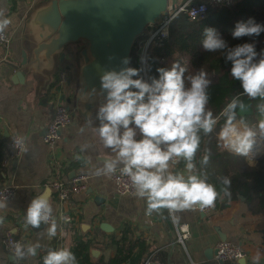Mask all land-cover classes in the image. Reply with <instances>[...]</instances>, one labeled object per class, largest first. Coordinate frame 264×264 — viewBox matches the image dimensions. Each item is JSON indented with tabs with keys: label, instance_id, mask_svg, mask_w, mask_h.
I'll list each match as a JSON object with an SVG mask.
<instances>
[{
	"label": "crops",
	"instance_id": "obj_1",
	"mask_svg": "<svg viewBox=\"0 0 264 264\" xmlns=\"http://www.w3.org/2000/svg\"><path fill=\"white\" fill-rule=\"evenodd\" d=\"M43 1L0 0V8L12 21L6 30L11 35L10 44L8 48L0 45V138L4 140L3 151L0 149V186L12 184L16 188L15 197L7 200L6 208L0 209V217H3L0 224V264H14L1 243L8 229L20 237L23 244L34 243L38 239L41 244L35 257L24 259L20 264H39L44 257L42 255L52 247L72 250L77 239L92 241L89 254L92 262L97 264H142L150 253L165 264H220L212 252L221 240L220 231L227 240L246 250L245 262L237 260L226 264H253L252 258L257 252L261 254L260 264H264V215L252 213L247 200H232L228 206L216 207L210 213L195 208L170 214L167 209H161L159 213L147 215L145 201L133 194L118 193L112 177L88 174L91 165L85 163L86 157L91 156L95 163L101 156L108 157L111 153L101 148L94 131L97 109L92 112L91 123L75 109L79 85L78 52L82 45L75 43L67 47L65 58L59 61L49 79L36 75L33 69L22 68L23 53L31 54L26 21L31 10ZM169 1L181 3L186 0ZM64 68L68 70L69 80L58 87V92L70 104L73 120L62 129L55 154L59 161L53 158L43 136L53 113L49 91ZM20 69L23 71L22 79L16 76ZM240 98L247 107L237 110L238 118L243 117L254 126L258 120L256 105L260 101L247 96ZM14 134L25 138L26 151L21 158L4 166V148ZM84 143L92 146L87 152H81L80 146ZM177 167L183 169V166ZM55 168L65 180L86 175V187L67 201L58 200L55 191L46 184ZM44 191L49 194L58 220L57 235L53 238L38 235L45 225L33 229L31 226L26 228L24 223L31 199ZM67 212L71 220L65 223L62 215ZM184 222L191 229L185 245L177 241L176 229ZM101 224H105V228ZM117 259L121 261L117 262Z\"/></svg>",
	"mask_w": 264,
	"mask_h": 264
},
{
	"label": "clouds",
	"instance_id": "obj_2",
	"mask_svg": "<svg viewBox=\"0 0 264 264\" xmlns=\"http://www.w3.org/2000/svg\"><path fill=\"white\" fill-rule=\"evenodd\" d=\"M12 23L0 8V39ZM264 33V23L253 18L236 23L231 35L234 39L258 37ZM202 46L209 52H219L231 62L230 74L239 80L242 93L234 96L221 112L224 123L218 139L224 149L237 156L252 155L258 139L264 140V50L256 51L255 43H243L229 47L217 30L206 27L203 30ZM114 59V57H109ZM122 63L127 65L128 58ZM147 63L141 56V64ZM142 68H103L100 71L99 93L103 103L95 113L97 125L94 129L102 149L110 150L108 157L101 156L93 162L91 156L85 163L91 165L88 174L92 177L111 178L119 171L127 177L132 194L146 204V214L159 213L167 209L170 214L199 208L204 210L215 206L220 191L208 182L202 171L211 159V151L204 150L199 160L202 135L208 136L216 128L219 117L208 108L212 83L203 68L186 76L187 69L179 62L170 67H160L150 82L139 77ZM150 70V69H149ZM92 93L97 92L95 88ZM241 96L259 99L256 105L258 120L250 125L237 116V110L247 106ZM91 123L92 113L88 114ZM84 131L83 128L80 129ZM24 137L18 136L14 146L23 148ZM90 143L80 146L81 152L91 148ZM79 159V157H77ZM183 163V169L178 165ZM224 195L230 196L229 177L220 178ZM7 207V199L0 200V209ZM65 223L68 217H62ZM3 217H0V224ZM25 227L44 229L40 237L53 238L57 235L58 220L47 191L35 195L25 212ZM41 247L39 239L34 243H12L13 260H24L37 255ZM238 259H243L238 257ZM253 264H260L261 254L253 256ZM43 264H78L75 254L68 248L51 249L43 257Z\"/></svg>",
	"mask_w": 264,
	"mask_h": 264
},
{
	"label": "trees",
	"instance_id": "obj_3",
	"mask_svg": "<svg viewBox=\"0 0 264 264\" xmlns=\"http://www.w3.org/2000/svg\"><path fill=\"white\" fill-rule=\"evenodd\" d=\"M249 18L264 23V0H235L229 6L210 9L207 16L199 20L178 16L171 23L169 36L164 43L151 48L145 65L141 64L139 37L137 38L132 49L130 67L142 68L140 76L134 78L142 77L149 82L153 76L158 78L156 71L158 68L170 67L175 62H179L187 69L186 76L194 74L201 68L209 74L212 83L208 89L210 95L208 108L214 116L219 117V121L213 133L208 136L202 135L200 150L196 156L198 167L204 150L209 149L211 159L202 171L207 175L208 182L214 184L220 191V197L223 196V199L217 198L216 207L224 208L230 201L244 197L252 213L264 215V151L255 162L250 163L245 157L228 152L218 139V133L224 123V118L220 114L234 96L242 93L241 83L231 76V62L226 61L222 53L209 52L202 46L204 28L212 27L229 47L253 42L256 49L261 47L264 45V33L258 37L238 39H234L231 35L237 22L247 21ZM3 145L4 140L0 138L2 151ZM181 166L183 163L179 165ZM222 177L231 179L230 196L224 195L222 191L224 187L220 183ZM91 244V240L77 239L76 246L71 251L75 254L78 264H97L90 258ZM120 261L117 259V262ZM39 264H43V258Z\"/></svg>",
	"mask_w": 264,
	"mask_h": 264
},
{
	"label": "water",
	"instance_id": "obj_4",
	"mask_svg": "<svg viewBox=\"0 0 264 264\" xmlns=\"http://www.w3.org/2000/svg\"><path fill=\"white\" fill-rule=\"evenodd\" d=\"M170 3L169 0H44L31 10L26 21L31 54L23 53L22 68L33 69L36 75L49 79L65 58L67 47L80 43L75 109L89 120L88 114L103 103V95L99 93L100 71L106 67L117 71L130 67L137 38L167 13ZM123 58L129 59L127 65L122 63ZM16 76L22 79L23 71L18 70ZM93 88L97 92L92 93ZM101 227L105 228V224ZM219 234L221 240L227 239L221 231ZM212 252L216 254V249ZM10 258L13 260L12 255ZM239 262H245V258Z\"/></svg>",
	"mask_w": 264,
	"mask_h": 264
},
{
	"label": "built area",
	"instance_id": "obj_5",
	"mask_svg": "<svg viewBox=\"0 0 264 264\" xmlns=\"http://www.w3.org/2000/svg\"><path fill=\"white\" fill-rule=\"evenodd\" d=\"M235 0H186L181 3H170L167 13L154 25H149L145 32L139 37L138 44L140 48V57L147 58L151 48L160 46L168 38L170 32L171 23L178 16H185L189 20H199L207 16L208 12L212 8H221L223 6H229L233 4ZM11 35L5 31L4 39H0V45L8 48L10 44ZM264 50V45L257 48L259 53ZM146 64V63H145ZM143 64V65H145ZM69 80V74L67 69H62L59 72L57 83L51 87L49 94L52 96V108L53 113L50 120L46 125V131L43 136L44 143L48 146L54 159L59 160L56 154V150L61 140L62 129L69 126L73 120V111L70 104L64 100V97L58 92V87L64 85ZM20 136L14 134L11 136L10 141L4 148L3 165L7 166L12 160L19 159L23 155L24 151L21 147L14 146V141ZM22 137V136H20ZM25 140L23 148H25ZM264 151V140L257 141V144L253 148L252 155L245 157L249 162H255ZM60 161V160H59ZM113 181L116 184V189L120 194L132 195V189L127 177L121 176L119 171L112 176ZM87 176L84 174L77 175L70 180H65L59 170L55 168L54 174L46 181V184L55 191L58 200L67 201L73 194H77L86 187ZM16 188L14 185L0 186V198L10 200L15 197ZM216 208H206L202 210L205 213H210ZM62 217H68L71 220V215L63 213ZM177 241L185 245L186 240L190 237L191 229L190 225L186 222L177 225ZM23 243L22 239L18 237L11 229L6 230L3 238L2 245L5 251L12 255V243ZM246 256V250L238 244H235L229 240H220L216 245L215 257L219 263L226 264L228 262L239 260L238 257L244 258ZM23 260H15L14 264H20ZM142 264H165L161 259L157 258L153 253L148 254Z\"/></svg>",
	"mask_w": 264,
	"mask_h": 264
}]
</instances>
